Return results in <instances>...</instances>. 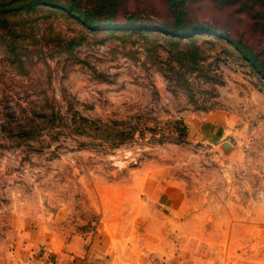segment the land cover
Segmentation results:
<instances>
[{
  "label": "rangeland",
  "instance_id": "374dc122",
  "mask_svg": "<svg viewBox=\"0 0 264 264\" xmlns=\"http://www.w3.org/2000/svg\"><path fill=\"white\" fill-rule=\"evenodd\" d=\"M184 1L264 63V0ZM161 3L126 0L115 17L164 19ZM45 10L13 50L0 29V264L43 257L53 232L164 260L170 247L173 264H264L259 69L211 32L87 30Z\"/></svg>",
  "mask_w": 264,
  "mask_h": 264
},
{
  "label": "trees",
  "instance_id": "16d2710c",
  "mask_svg": "<svg viewBox=\"0 0 264 264\" xmlns=\"http://www.w3.org/2000/svg\"><path fill=\"white\" fill-rule=\"evenodd\" d=\"M126 0H0V29L4 31L2 42L11 50L19 35L18 28L29 23L30 14L44 11L50 13H66L72 18L79 20L87 30H95L104 27L116 29H137L160 32L178 39L184 38L193 30L216 35L237 49L242 57L254 64L259 72L264 75V63L254 54L241 40L240 37L231 35V31L224 25H218L215 20L211 23L190 21L188 19L191 9L184 0H161L163 11L168 17L161 19L157 11L146 13L135 9L125 13L126 18L116 19L115 15L120 12L119 7ZM229 1L230 0H223ZM219 9L222 4H219ZM234 14L236 5L227 4L225 7ZM217 9V5H214ZM156 10V9H155ZM237 12L240 9H236ZM25 15L26 17H23ZM124 15V16H125ZM173 16V19L171 18ZM143 16V17H142ZM147 18V19H145ZM12 40V41H10ZM109 138H116L117 133H105Z\"/></svg>",
  "mask_w": 264,
  "mask_h": 264
},
{
  "label": "crops",
  "instance_id": "0c3cea01",
  "mask_svg": "<svg viewBox=\"0 0 264 264\" xmlns=\"http://www.w3.org/2000/svg\"><path fill=\"white\" fill-rule=\"evenodd\" d=\"M102 236L84 239L76 234L67 237L62 232L47 233L42 241L46 244V253L29 264H173L170 247L164 260L157 254L150 257L143 249L136 248V253L131 249L129 254L127 245H114L111 238ZM154 249L159 251L158 246Z\"/></svg>",
  "mask_w": 264,
  "mask_h": 264
}]
</instances>
